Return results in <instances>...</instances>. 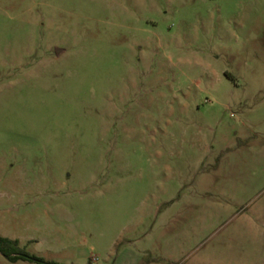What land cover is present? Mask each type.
I'll use <instances>...</instances> for the list:
<instances>
[{"label":"rangeland","instance_id":"1","mask_svg":"<svg viewBox=\"0 0 264 264\" xmlns=\"http://www.w3.org/2000/svg\"><path fill=\"white\" fill-rule=\"evenodd\" d=\"M0 235L264 264V0H0Z\"/></svg>","mask_w":264,"mask_h":264},{"label":"trees","instance_id":"2","mask_svg":"<svg viewBox=\"0 0 264 264\" xmlns=\"http://www.w3.org/2000/svg\"><path fill=\"white\" fill-rule=\"evenodd\" d=\"M0 254H2L8 260L13 262L18 260H28L31 262H35L37 264H56V263H49L44 261L43 259L29 255L19 247L18 241L11 240L9 238H5L1 236H0Z\"/></svg>","mask_w":264,"mask_h":264},{"label":"crops","instance_id":"3","mask_svg":"<svg viewBox=\"0 0 264 264\" xmlns=\"http://www.w3.org/2000/svg\"><path fill=\"white\" fill-rule=\"evenodd\" d=\"M1 236V235H0ZM1 237H4V236H1ZM5 238H7V237H5ZM10 239V238H9ZM11 240H15V239H11ZM16 241H18L19 242V240H16Z\"/></svg>","mask_w":264,"mask_h":264}]
</instances>
